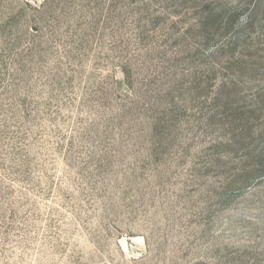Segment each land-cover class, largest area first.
I'll return each mask as SVG.
<instances>
[{
	"label": "rangeland",
	"instance_id": "obj_1",
	"mask_svg": "<svg viewBox=\"0 0 264 264\" xmlns=\"http://www.w3.org/2000/svg\"><path fill=\"white\" fill-rule=\"evenodd\" d=\"M0 264H264V0H0Z\"/></svg>",
	"mask_w": 264,
	"mask_h": 264
}]
</instances>
